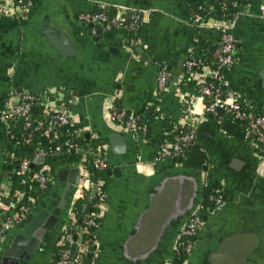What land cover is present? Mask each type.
Returning <instances> with one entry per match:
<instances>
[{"label":"crops","instance_id":"crops-1","mask_svg":"<svg viewBox=\"0 0 264 264\" xmlns=\"http://www.w3.org/2000/svg\"><path fill=\"white\" fill-rule=\"evenodd\" d=\"M24 1V5L15 0L0 4V197L7 195L16 174L5 105L8 101L20 103L30 95L40 101L43 110L66 108L79 136L95 141L108 162L105 175L100 178L109 209L101 213L100 226L91 231L95 242L86 254L94 252L95 257L88 259L87 264H113L112 247L117 237L128 231L141 208L145 181L173 167L171 160L158 159L159 147L181 127L197 129L196 149L204 152L208 165L206 181L211 185L219 183L228 193L222 208L204 216L187 264L201 263L208 243L214 239L213 232L217 238L219 233L237 231L243 225L264 228L263 148L248 134L238 139L223 132L220 123L227 120L226 115L219 117L216 110L206 111L211 103L198 90L208 76L206 70H198L194 79L185 77L191 52L196 58L205 52L214 57L219 49L221 33L212 25L233 16L236 62L224 72L225 86L228 92L239 95L246 107L264 114V15L260 12L264 0H227L228 10L215 9V16L199 26L193 24L189 9L200 2L211 9L212 0ZM219 11L224 12V18L217 15ZM98 12L126 20L137 15V37L129 39L123 32L111 31L93 34L79 16ZM49 29L57 30L53 31L56 38L59 29H63L72 46L62 49L54 45L47 34ZM138 38L140 44L135 43ZM133 45L139 46L143 54L137 53ZM159 65H167L170 77L180 75L178 82L169 80L162 93L156 90ZM113 113L136 117L140 124L155 114L147 135L136 137L112 120ZM209 114L215 117L211 119ZM235 124L246 131L242 124ZM113 133L123 139L115 142ZM91 162L93 177L95 173L99 177L103 172H96ZM109 166L121 167V176L108 175ZM65 168L68 166L58 169L46 191L31 200L30 209L11 231L18 225L26 226L39 210L53 211L57 207L66 184L60 181L59 171ZM69 177L66 174L64 180ZM16 195L18 207L4 206L2 222L17 215L28 199L24 193ZM82 215L76 217L75 224L77 240L81 242L86 225L77 223ZM56 236L38 261L31 264L57 263ZM10 242L11 237L5 233L0 243V264H12V260L2 256ZM251 263L264 264V252Z\"/></svg>","mask_w":264,"mask_h":264},{"label":"water","instance_id":"water-1","mask_svg":"<svg viewBox=\"0 0 264 264\" xmlns=\"http://www.w3.org/2000/svg\"><path fill=\"white\" fill-rule=\"evenodd\" d=\"M229 5H232L231 1ZM231 13H236V11H231ZM217 15L225 17L222 11H219ZM229 19H233V16H229ZM88 26L93 29V25ZM53 31L57 30L49 29L47 34L54 45L62 49L72 46L63 29H59V38L53 36ZM99 33H107V31L98 29L96 34ZM109 34L111 37L112 33ZM133 47L137 53L143 54L139 46L133 45ZM183 63L184 59L180 60V68L183 67ZM179 76V74L169 76L168 80L173 78L178 82ZM36 112L37 109L33 108L32 113ZM216 112L219 117L221 115L227 117V120L220 123V129L238 139H243L247 132L233 122L232 115L225 114L221 108H217ZM214 117V114H209V118ZM112 135L115 142L120 138L123 139L120 134L113 133ZM260 146L264 148L263 145ZM49 160V157L40 158L35 161V164L44 165ZM170 160L173 163L172 168L153 174L145 181L141 193L142 206L134 216L128 231L119 235L112 247L113 264H168L174 256L181 231L199 207L206 203L204 196L210 193V189L206 181L208 165L204 152L194 149L186 156ZM136 168L139 170L137 165ZM121 171V167L116 166L110 168L107 173L120 177ZM66 174L70 177L64 180ZM97 178L98 174L95 173L94 186L91 191L92 198L83 208V215L77 223L80 226L86 223L87 219L84 215L94 204V196L98 190ZM59 179L62 182L66 181V184L57 207L53 211L43 208L33 215L26 226L18 225L16 229L6 232L11 237V242L2 256L12 260V264H31V262L38 261L39 255L45 252L53 235H57L55 239H59L65 231L72 209L73 196L81 179L80 166L61 169ZM101 209L108 211L109 204H104ZM263 229L260 226L243 225L237 231L219 233L217 238L213 232L214 239L212 238L208 243L200 264H252L251 262L258 259L264 252ZM80 242L81 239L78 243ZM78 243L71 246L72 255H75ZM94 248L97 249L99 246L96 244ZM87 257L91 260L95 257V253H88Z\"/></svg>","mask_w":264,"mask_h":264},{"label":"built area","instance_id":"built-area-1","mask_svg":"<svg viewBox=\"0 0 264 264\" xmlns=\"http://www.w3.org/2000/svg\"><path fill=\"white\" fill-rule=\"evenodd\" d=\"M15 1L21 5L25 4L24 0ZM260 12L264 15V2L260 5ZM79 19L85 24L93 25V34H96L98 29L110 32L113 27L126 25L127 23V20L124 18H109L104 13H84L79 16ZM205 20V18L198 16L192 18L193 24L198 26ZM139 22V17L137 15H132V19L127 26L131 30L136 29L138 31ZM212 26L218 29L221 33L220 47L215 54V61H217L218 67L216 69H212L211 67L204 65L202 61L199 58L194 57V54L191 52V56L185 64L186 74L189 76V79H194L197 75L195 68L201 67L202 69H199V72L206 70L208 72V76L202 84L199 85L198 89L202 97L204 99H209L211 103V107L206 109V111L212 112L217 108L223 109L226 114L232 115L235 123L242 124L245 127L249 136H252L258 144L263 145L264 147V114L256 112L253 108H245L243 106L244 102L239 95L228 92L227 89L226 92L224 91V87L226 88L223 78L224 72L227 68L234 66L236 62L235 52L237 49V40L233 34L234 23L231 19H222ZM135 43L140 44V39L138 38ZM169 76L170 72L167 65H159L156 83L157 93H162L167 89ZM36 100L37 98L35 96L26 95L20 103H15L13 101L6 102L5 120L10 122L14 118L23 117L26 121L27 127L32 126L31 115L32 109L35 107ZM43 113L45 116H49L50 118L49 127L57 125L62 126L71 123L69 111L64 107H58L54 110L44 109ZM112 120L136 137L141 135L145 136L149 131V124H140L136 117L126 118L123 114L113 113ZM41 125L42 123H39L38 127H41ZM28 141H30V139ZM188 145H197V129L195 128L190 127L187 131L176 135L173 141L163 142L159 147L158 159L170 160L179 156H186L185 148ZM70 147L72 148L73 146L70 145ZM45 157H47L46 153L40 151L35 160L22 161L19 167V172L21 174L29 173L31 166L35 164V161ZM91 163L96 172H103L108 168V162L102 157H97ZM80 169L81 179L73 196L69 222L56 244L58 250V260L56 264H84L83 255H85L88 251V243L86 241L78 243L77 238H75L76 232L72 231L73 226L76 224L77 217L74 207L79 201L92 198L91 191L94 186L92 175L93 169H89L87 166L83 165L80 166ZM31 177L32 180L39 184V187L43 192L46 191V189L53 182L51 169L47 165L42 166L41 169L32 173ZM96 185L98 190L94 196V204L90 206V209L85 217L87 219L85 223V235L92 230H96L100 226V217L103 212L101 206L107 204L108 201V195L104 189V181L100 178V176L97 178ZM210 185L211 184H208L209 189ZM209 195V199L214 205V210H218L225 205L224 198L220 194L219 190H214V192H211L210 190ZM203 209L204 206L202 204L186 227L181 231L180 239L174 251V256L168 264H176L175 260L180 253H184L186 255V259L183 264L188 263L189 258L193 254L200 229L204 223V216L202 214ZM21 216L22 215L17 214L12 219H8L0 224V243L4 234L20 221ZM74 243H78V246L75 255H72L70 248Z\"/></svg>","mask_w":264,"mask_h":264},{"label":"trees","instance_id":"trees-1","mask_svg":"<svg viewBox=\"0 0 264 264\" xmlns=\"http://www.w3.org/2000/svg\"><path fill=\"white\" fill-rule=\"evenodd\" d=\"M3 2L4 0H0V4H2ZM211 4V6L213 7L211 9L202 2L192 6L189 9L191 18H195L196 16H198L201 18L209 19L215 16V9H229L228 1L217 3L215 0H212ZM106 15L109 18H112L111 13L108 12ZM224 19L229 20V18L227 17H225ZM129 23L130 20H127L126 25L115 26L112 28L111 32L113 34L117 32H123L126 37H129V39H134L137 37L138 32L136 29H129V27L127 26L129 25ZM100 34L101 33H99V35ZM199 59L204 65L209 66L212 69H216L218 67V63L217 61H215V56L211 57L207 52L201 55ZM199 69L202 68L197 67L195 68V71H198ZM185 77L186 79L189 78L187 74ZM224 91L226 92L225 87ZM35 106H37L39 109L37 113H32L31 115L32 126L27 127L26 121L23 117L14 118L9 122V149L13 153L12 166L15 169L16 174H14L12 177L13 184L9 188V192L7 193V195L2 194L0 197V224L2 223L1 217L4 215V209L2 207L9 206L10 209L18 207V197L16 195L17 192L24 193L26 194V196H28L25 204L17 212L18 215H23L24 213H26L31 207V200L36 199L42 193L39 184L36 181L32 180L31 177V174L41 169L42 166H49L51 169V176L53 177L58 169L65 166L73 167L86 165L89 167V161H93L99 156L97 155V153L100 151H98V147L95 141L79 136V133L71 123L62 126L57 125L49 127L50 118L49 116L44 115L43 107L38 99L35 101ZM243 106L245 108H248L245 104ZM154 114L155 113L151 114L149 116V119L145 120L144 123L150 124L151 120L154 117ZM39 123H42L41 127H38ZM185 131H187V128H179L176 132L170 135L169 141H173L176 135ZM29 139L30 141H28ZM70 145L73 147L71 148ZM196 147L197 145L186 146L185 154L188 155L192 150L196 149ZM41 150L46 153L47 157H49L50 160L44 165L34 164V167L31 166L29 173L21 174L19 172L21 162L24 160H35L36 156ZM57 153H61V155L58 156ZM100 157L104 158L102 153ZM104 175L105 172L100 173L99 176ZM210 190L211 192H214V190H219L220 194L224 198V201H227L228 193L219 183L210 185ZM210 195L205 194L206 203L203 204V216L208 214V210H214V205L209 199ZM88 202L89 199H85L79 201L75 205L74 211L76 212V215L78 217L82 215L83 206L85 204H88ZM75 230L76 225H74L72 228L73 232H75ZM84 241L88 243L89 248L92 250L95 242L94 233L90 231L88 234L84 235ZM185 259L186 255L184 253H180V255L175 260V263L183 264L185 262ZM83 262L84 264L88 262L87 254L83 255Z\"/></svg>","mask_w":264,"mask_h":264}]
</instances>
